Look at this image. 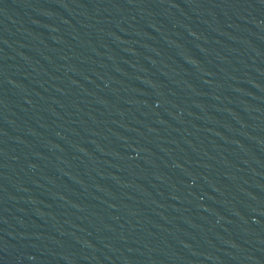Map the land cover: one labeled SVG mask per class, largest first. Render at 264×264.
Instances as JSON below:
<instances>
[{"label": "water", "instance_id": "1", "mask_svg": "<svg viewBox=\"0 0 264 264\" xmlns=\"http://www.w3.org/2000/svg\"><path fill=\"white\" fill-rule=\"evenodd\" d=\"M0 264H264V0H0Z\"/></svg>", "mask_w": 264, "mask_h": 264}]
</instances>
